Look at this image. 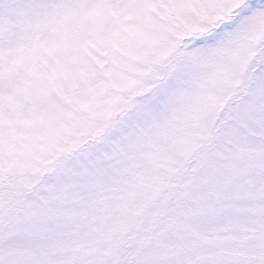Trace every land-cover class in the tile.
<instances>
[{
	"label": "snow or ice",
	"instance_id": "obj_1",
	"mask_svg": "<svg viewBox=\"0 0 264 264\" xmlns=\"http://www.w3.org/2000/svg\"><path fill=\"white\" fill-rule=\"evenodd\" d=\"M0 264H264V0H0Z\"/></svg>",
	"mask_w": 264,
	"mask_h": 264
}]
</instances>
